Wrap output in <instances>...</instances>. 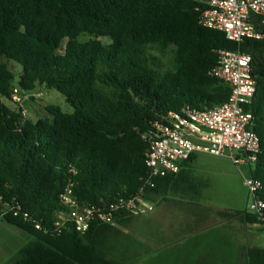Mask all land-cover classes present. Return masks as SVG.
Returning <instances> with one entry per match:
<instances>
[{
  "label": "trees",
  "instance_id": "16d2710c",
  "mask_svg": "<svg viewBox=\"0 0 264 264\" xmlns=\"http://www.w3.org/2000/svg\"><path fill=\"white\" fill-rule=\"evenodd\" d=\"M205 2L0 0V218L34 239L11 264H125L110 251L134 217L118 215L116 226L93 221L84 234L54 232L49 226L64 211L59 195L68 183L80 204L134 194L146 171L143 136L153 124L184 105L204 110L229 96L227 84L206 74L216 64V49L251 56L256 86L245 111L253 116L260 154L249 174L261 182L264 200V40L237 44L200 26ZM83 35L92 38L81 41ZM8 62L21 69L18 90H55L72 111L46 106L48 118L25 119ZM191 160L177 174L155 178L149 198L180 191L190 180L184 167ZM8 208L19 216L3 214ZM218 214L249 232L257 223L246 210ZM244 264H264V248L248 247Z\"/></svg>",
  "mask_w": 264,
  "mask_h": 264
},
{
  "label": "built area",
  "instance_id": "2783aa9c",
  "mask_svg": "<svg viewBox=\"0 0 264 264\" xmlns=\"http://www.w3.org/2000/svg\"><path fill=\"white\" fill-rule=\"evenodd\" d=\"M205 3L206 8L197 18L200 26L222 32L227 40L237 44L245 38L264 40V0H206ZM213 52L216 64L206 74L229 86L227 99L204 110L184 105L153 124V130L143 136L148 144L144 156L146 171L134 194L99 200L98 205L80 204L72 195V184L68 183L59 195L64 211L55 215L49 230L60 233L71 228L84 234L93 221L116 226L118 215L139 217L152 213L154 203L149 198V189L155 186L154 179L177 174L183 161L196 153H205L231 160L248 192L246 211L257 216L253 226L264 232V200L258 197L262 184L249 174L260 154L259 139L252 131L253 116L245 111L256 86L251 74V56L239 49ZM21 114L24 117L23 111ZM240 165L248 167V176L239 170ZM2 213L19 216L13 208ZM22 216L25 218L26 214ZM35 229L40 230L41 226L36 224Z\"/></svg>",
  "mask_w": 264,
  "mask_h": 264
},
{
  "label": "rangeland",
  "instance_id": "374dc122",
  "mask_svg": "<svg viewBox=\"0 0 264 264\" xmlns=\"http://www.w3.org/2000/svg\"><path fill=\"white\" fill-rule=\"evenodd\" d=\"M89 38L92 37L83 35L80 40L86 41ZM169 58L170 55L167 54L161 61L165 63ZM7 65L14 73L12 86L15 89V102L25 113V119L35 122L37 119L48 118L46 106H58L65 113L72 111L64 97L55 90L44 86H36L28 93L18 90L17 80L21 69L14 62H8ZM3 101L8 104L6 100ZM192 167L195 177L204 185L199 202L205 207V211H211V208L224 211L246 210L248 192L230 159L198 153ZM239 170L244 176H248L247 166L240 165ZM171 200L156 201L158 207L152 218L142 216L138 218L139 221L136 219L129 226L121 228L122 235L110 251V257L125 264H192L202 259H208L210 264H220L225 255L222 239L213 234H179L171 231L169 224L172 218H186L176 206H168L167 203ZM250 232L258 237L254 244L264 248V232ZM33 240V237L0 218V264H11L18 250Z\"/></svg>",
  "mask_w": 264,
  "mask_h": 264
},
{
  "label": "crops",
  "instance_id": "0c3cea01",
  "mask_svg": "<svg viewBox=\"0 0 264 264\" xmlns=\"http://www.w3.org/2000/svg\"><path fill=\"white\" fill-rule=\"evenodd\" d=\"M197 154L198 153L194 154L193 160L184 167L185 175L187 177L186 172H188L190 180L182 182V188L177 193H168L165 196H153L154 211L143 216L151 217L154 215L159 201L167 202V200L172 199L173 201L171 200V202L167 203L168 206H176V209L183 211L184 216H186L184 220L172 218L169 224L172 232L179 234L184 232H200L203 235L213 234L215 237L222 239L223 248L225 247V255L220 264H244L247 248L253 246L254 242L258 240V237L254 233L250 234L247 225L237 220H225L220 217L218 213L224 211L222 209L211 208V211H205V207L199 202L201 189L204 185L195 177L192 167L197 158ZM140 217L142 216L134 217L127 226ZM253 227V230L257 229L255 226ZM121 235L122 233L120 232L118 237L113 241V245H115L117 239L120 238ZM192 264L210 263L208 259H202Z\"/></svg>",
  "mask_w": 264,
  "mask_h": 264
}]
</instances>
